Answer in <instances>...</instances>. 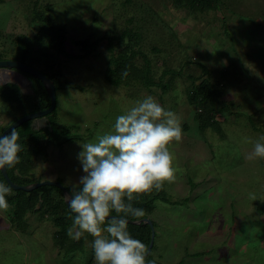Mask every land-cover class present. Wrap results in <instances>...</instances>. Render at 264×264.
<instances>
[{
    "label": "rangeland",
    "instance_id": "1",
    "mask_svg": "<svg viewBox=\"0 0 264 264\" xmlns=\"http://www.w3.org/2000/svg\"><path fill=\"white\" fill-rule=\"evenodd\" d=\"M38 12L65 29L67 54L49 45V26ZM125 28L140 33L138 48L150 61L155 80L162 75L166 82V68L180 71L166 90L134 79L117 85L106 80L111 52L128 41L115 39L111 50L107 36ZM19 35L37 67L44 68L43 57L50 56L54 69L76 83L58 90L56 101L58 125L72 139L49 144L42 138L43 151L32 156L30 177L59 179L72 187L82 175L81 144L110 132L117 116L150 95L175 112L182 127L181 141L168 146L175 181L139 196L146 202L160 197L147 214L155 230L152 256L159 254L164 264H264V213L257 208L264 201V159H246L264 136V0H217L205 10L177 0H4L0 55L14 56ZM95 39L85 57L68 55L85 52L76 41L91 44ZM135 57L140 65L141 56ZM199 63L206 67V77L223 88L222 109L215 115L221 132L213 126L201 130L196 107L187 99L192 77L203 74ZM25 78L24 93H36L39 84L26 73ZM6 104L0 95V127L12 117ZM11 208L0 210V264H96L88 234L83 249L65 254L56 238L60 227L44 204L17 222Z\"/></svg>",
    "mask_w": 264,
    "mask_h": 264
},
{
    "label": "clouds",
    "instance_id": "2",
    "mask_svg": "<svg viewBox=\"0 0 264 264\" xmlns=\"http://www.w3.org/2000/svg\"><path fill=\"white\" fill-rule=\"evenodd\" d=\"M19 138L15 128L0 136V169L20 163ZM181 139L180 118L149 95L117 116L110 132L98 135L95 142L81 144L78 160L82 175L66 197L74 217L67 235L76 241L85 234L93 237L96 264H145L148 248L131 236L127 219L144 217L145 211L131 202L175 181L168 146ZM261 141L264 136L254 143L246 159H264ZM10 194L11 188L0 183V210H8L6 196ZM250 198L256 199L254 194Z\"/></svg>",
    "mask_w": 264,
    "mask_h": 264
},
{
    "label": "trees",
    "instance_id": "3",
    "mask_svg": "<svg viewBox=\"0 0 264 264\" xmlns=\"http://www.w3.org/2000/svg\"><path fill=\"white\" fill-rule=\"evenodd\" d=\"M4 0H0L2 3ZM217 0H177V2L182 3L183 5L188 6L191 9L205 10L208 8V4L216 2ZM38 16L46 20L49 26V45L53 46L55 50L59 53H66L67 37L64 28H57L50 23V19L47 15H43L38 12ZM108 37L109 47L111 50L114 49V40H123L127 38V42L123 45L121 50L111 52V55L108 59V64L105 67V77L109 83L114 85L122 83L124 80L134 79L140 82L143 86L148 88L152 86H161L162 90L172 83V78L179 75L180 71L173 70L171 68H166L162 71V74L169 73L166 79V82H163L162 77L154 79L153 71L151 69V64L148 58L143 54L138 48V43L140 41V33L136 30L133 31L131 28H125L119 34H114V36ZM17 48L16 53L12 58L25 61L35 67H37L31 60L29 55L28 44L24 42V36L19 35L16 38ZM38 42H42V38L38 37ZM79 43L85 50L81 54H68L73 58H83L85 57L97 43L95 39L91 44L87 43L86 40H79L76 43ZM42 55H47L43 52ZM141 56V64L137 65L135 63V56ZM5 56L0 55V59ZM45 62L44 68H39L46 75L53 79L56 87V91L60 89H65L69 87L76 86L75 82L66 77L60 69H54L53 63L50 61L51 57H43ZM203 70V74H200L196 77H192L190 88L187 91V99L190 103L194 104L196 107L195 111V120H197L202 130L204 127L213 126L216 130L221 132V127L219 126L218 121L215 119L216 113L222 109L218 108L219 96L223 91V88L215 81H210L206 75L207 70L203 63H199ZM127 75H124V73ZM31 79L35 80L40 89L36 93H24L19 86L15 83H6L0 86V95L7 101L6 110L9 114L12 115L10 121L7 124H4L0 127V132L13 120L19 117L22 114L27 112L36 111L47 107L50 103L49 96L47 95L42 83L40 80L26 73ZM162 84V85H161ZM5 88L4 90H2ZM56 107L52 112L48 113L47 121L48 125L45 127L35 128L32 125L31 120L26 121L16 127V131L19 133L18 143L22 147V151L18 153L20 163L15 167L8 168L7 172L9 177L19 184H26L32 181H35L30 177L31 167H32V156L38 152L43 151V145L41 139L44 138L49 144L62 143L65 139H72L70 133L67 129L58 125V119L56 116ZM51 127V129L49 128ZM8 134V133H7ZM0 183H4L11 188V194L6 196L8 204L12 206L11 208V218L14 222H17L21 219L27 210H35L38 204H44L50 213L53 214L54 222L60 227L56 233V238L59 240V243L64 247L65 254H69L72 251L83 249V237L79 240H71L67 242V226L73 223V214L70 212L69 208L66 206L62 189L56 185H40L32 190H23V189H14L12 188L5 180L3 174L0 171ZM70 191L72 187L67 186ZM59 195V196H58ZM157 198L156 195H153L151 202L144 201L145 197H137L131 203L133 207L142 208L145 211V216L149 217L150 211H152L153 205L151 204ZM167 200V199H166ZM125 202L128 201L125 198ZM152 205V206H151ZM260 213H264V201H262L258 206ZM112 214H115L113 212ZM144 216V217H145ZM130 219H137L131 216H128ZM139 219V218H138ZM152 220V219H151ZM153 222V221H152ZM154 224V222H153ZM128 231L131 236L135 239H139L142 243L148 246L150 236H151V227L148 223L142 222L140 224H135L128 222ZM66 244H65V242ZM63 242V243H62ZM153 245L145 257V264H162L161 262L153 259L151 250Z\"/></svg>",
    "mask_w": 264,
    "mask_h": 264
},
{
    "label": "water",
    "instance_id": "4",
    "mask_svg": "<svg viewBox=\"0 0 264 264\" xmlns=\"http://www.w3.org/2000/svg\"><path fill=\"white\" fill-rule=\"evenodd\" d=\"M25 73L31 74L35 77H37L40 82L42 83L47 95L49 96L50 103L47 107L27 112L25 114L20 115L15 120L10 122L1 132L0 136L6 135L8 132H10L13 128L18 127L22 123L32 120V125L35 128L39 127H45L48 125L47 121V114L52 112V110L56 107V101H57V91L55 87V83L52 78H50L48 75H46L43 71H41L39 68L25 62L21 61L19 59L14 58H4L0 59V86L6 83H15L17 86L20 87L22 91L25 92L26 86H27V80L25 78ZM51 129V127L49 126ZM1 173L3 174L6 182L14 189H23V190H32L40 185H56L62 189L63 193V199L68 207V203L66 201V197L70 193V189L64 185L59 179H44L41 181H32L26 184H19L15 183L8 175L7 169H0ZM69 208V207H68ZM115 215V214H112ZM128 222L140 224L142 222L148 223L151 227V236L148 243V252L150 251L155 230L153 228V222L150 217H141L139 219H130L128 218Z\"/></svg>",
    "mask_w": 264,
    "mask_h": 264
},
{
    "label": "crops",
    "instance_id": "5",
    "mask_svg": "<svg viewBox=\"0 0 264 264\" xmlns=\"http://www.w3.org/2000/svg\"><path fill=\"white\" fill-rule=\"evenodd\" d=\"M173 185H174V184H173ZM162 190H163V189H162ZM156 199H160V197H157ZM156 199H155V200H156ZM155 200H154V201H155ZM161 200L166 201V202L169 201V200L164 199L162 196H161ZM154 201H153V203H154ZM169 202H171V201H169ZM153 203H152V205H153L152 211H153V209L155 208ZM152 211H151V212H152ZM152 257H153V259H155L156 261L161 262L162 264H164L163 261H162V258H160V255H159V254H155V255H153ZM173 259H176V258H173ZM177 259H178V258H177ZM177 262H180V261L177 260Z\"/></svg>",
    "mask_w": 264,
    "mask_h": 264
},
{
    "label": "flooded vegetation",
    "instance_id": "6",
    "mask_svg": "<svg viewBox=\"0 0 264 264\" xmlns=\"http://www.w3.org/2000/svg\"><path fill=\"white\" fill-rule=\"evenodd\" d=\"M24 92V91H23Z\"/></svg>",
    "mask_w": 264,
    "mask_h": 264
}]
</instances>
